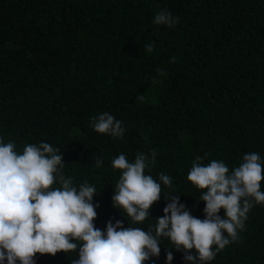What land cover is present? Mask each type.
<instances>
[{
    "label": "trees",
    "instance_id": "1",
    "mask_svg": "<svg viewBox=\"0 0 264 264\" xmlns=\"http://www.w3.org/2000/svg\"><path fill=\"white\" fill-rule=\"evenodd\" d=\"M165 9L179 17L173 27L153 23ZM102 112L122 121V137L94 131L91 118ZM0 140L18 154L29 144L59 149L57 177L95 187L102 232L109 220L154 232L173 196L203 220L206 189L187 179L194 161H221L231 173L256 152L264 165V0H0ZM120 154L148 156L145 174L161 183L142 223L112 206ZM238 236L206 264H264V203ZM159 243V256L143 264H166L169 251L171 264H190L167 238ZM76 258L34 256L35 264Z\"/></svg>",
    "mask_w": 264,
    "mask_h": 264
},
{
    "label": "clouds",
    "instance_id": "2",
    "mask_svg": "<svg viewBox=\"0 0 264 264\" xmlns=\"http://www.w3.org/2000/svg\"><path fill=\"white\" fill-rule=\"evenodd\" d=\"M179 17L168 10L158 12L156 25L173 27ZM151 53V44L145 45ZM170 62H175V57ZM160 72V69H157ZM94 131L122 137V121L109 112L91 118ZM12 142L0 140V264H35V254L55 255L57 252H78L70 264H143L150 257H158L160 238H167L183 259L190 264H206L217 252L239 239L247 214L254 204L264 203L260 190L264 180V165L256 152L245 154L240 166L231 173L224 162L213 160L207 166L198 160L192 163L187 179L199 189H206L200 200L205 204L204 219L194 217L173 196L156 219L155 230L124 227L120 220H109L106 230L93 224L98 204L93 203L94 186L82 183L74 186L72 178L59 172L62 154L49 143L26 145L22 154L14 151ZM59 153V154H58ZM156 153H151L155 163ZM99 167L102 161L95 160ZM122 174L115 186L112 206L123 209L133 222L149 218L151 206L161 197V183L145 174L149 158L138 154L129 162L124 154L112 161ZM60 188H51L57 182ZM159 180L171 186L168 175ZM223 209L224 216L218 215ZM73 241L81 242L78 246ZM195 249L196 255L190 250ZM173 259L171 251L166 264Z\"/></svg>",
    "mask_w": 264,
    "mask_h": 264
}]
</instances>
